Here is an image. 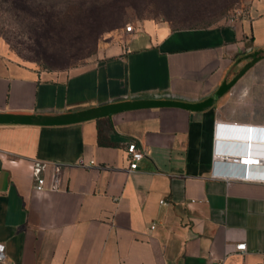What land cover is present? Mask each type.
<instances>
[{
	"label": "crops",
	"instance_id": "obj_1",
	"mask_svg": "<svg viewBox=\"0 0 264 264\" xmlns=\"http://www.w3.org/2000/svg\"><path fill=\"white\" fill-rule=\"evenodd\" d=\"M132 26L68 70L20 61L0 44L8 260L264 264V179L234 177L241 163L215 157L264 155V0L205 27L151 17ZM129 141L144 152L132 170ZM249 171L264 176V165ZM241 241L246 249L234 250Z\"/></svg>",
	"mask_w": 264,
	"mask_h": 264
},
{
	"label": "rangeland",
	"instance_id": "obj_2",
	"mask_svg": "<svg viewBox=\"0 0 264 264\" xmlns=\"http://www.w3.org/2000/svg\"><path fill=\"white\" fill-rule=\"evenodd\" d=\"M26 1L29 7L23 9L17 1L0 0V44L20 61L68 70L89 62L107 33L125 29L136 18L151 17L173 27L209 26L245 17L250 0H99L106 10L121 7L124 12H114L111 19L104 18L107 11L103 12V24L95 27L87 17L66 15L67 3L80 0ZM43 9L58 13L60 20L52 26L45 24Z\"/></svg>",
	"mask_w": 264,
	"mask_h": 264
},
{
	"label": "built area",
	"instance_id": "obj_3",
	"mask_svg": "<svg viewBox=\"0 0 264 264\" xmlns=\"http://www.w3.org/2000/svg\"><path fill=\"white\" fill-rule=\"evenodd\" d=\"M132 29H133V26L131 24H126L125 25V30L130 31ZM125 153H126V159L128 161V169H130V170L136 169L137 165H138V162L143 158V155H144L143 150L134 141H129L126 144ZM215 157L218 160L233 161V162H236L238 164L241 161L240 165L242 167H243V164L246 166L245 173H243L242 170H241V173L232 174V175H234V177L240 178L242 180H249V179H251V180H260V179H264V176H254L249 171L250 167H252V166L256 167V166H263L264 165V155L253 154V153H251L250 149H248L247 151L244 150L242 153H227L225 151H220V152H216L215 153ZM223 175L227 176L225 174H223ZM56 187H57V185H56V183L54 181V183H52L49 188L50 189H54ZM35 188L37 190H43L45 188V186H44V178L43 177H37ZM159 202L163 203L164 200L161 199ZM153 226L154 225H151V228ZM233 249L234 250L244 251L246 249V243L244 241H241L239 243H235L233 245ZM0 264H14V263H12V262H10L8 260L7 253H6V246L1 241H0Z\"/></svg>",
	"mask_w": 264,
	"mask_h": 264
},
{
	"label": "trees",
	"instance_id": "obj_4",
	"mask_svg": "<svg viewBox=\"0 0 264 264\" xmlns=\"http://www.w3.org/2000/svg\"><path fill=\"white\" fill-rule=\"evenodd\" d=\"M8 1H12V2L17 1V3H21L23 9H26L29 7V5H27L28 3L26 0H8ZM88 3H89V5L86 6ZM48 6L51 7L52 5L49 4ZM111 10H106L103 6H101V2L99 0H92V1L80 0L79 2L71 1V2H68L67 7H65V13L67 12L66 15L75 14L76 17H84V18L87 17L89 20L88 22L92 27L98 26L100 23L103 24L104 21L101 22L100 18L102 15H104L106 13V11H107L106 15H108V16L104 15V18L108 17L109 19H111L110 16L114 12L119 13V10L121 13L124 12V9L123 8L121 9V7H118L117 11H111ZM103 12H105V13L102 14ZM66 15H63V16H66ZM41 17L43 19V22L49 26L54 25L56 22H58L60 20L59 14L52 11L51 9H45V10L43 9V12L41 13ZM144 18H147V17H144ZM136 19H138V18H136ZM171 27L175 29V28H190V27H205V26H187V27H173V26H171ZM44 68L47 70H60L57 68H47L46 66Z\"/></svg>",
	"mask_w": 264,
	"mask_h": 264
},
{
	"label": "clouds",
	"instance_id": "obj_5",
	"mask_svg": "<svg viewBox=\"0 0 264 264\" xmlns=\"http://www.w3.org/2000/svg\"><path fill=\"white\" fill-rule=\"evenodd\" d=\"M241 163V162H240ZM246 171V166L243 164V167H242V172L245 173Z\"/></svg>",
	"mask_w": 264,
	"mask_h": 264
},
{
	"label": "bare ground",
	"instance_id": "obj_6",
	"mask_svg": "<svg viewBox=\"0 0 264 264\" xmlns=\"http://www.w3.org/2000/svg\"><path fill=\"white\" fill-rule=\"evenodd\" d=\"M243 163V162H242Z\"/></svg>",
	"mask_w": 264,
	"mask_h": 264
}]
</instances>
